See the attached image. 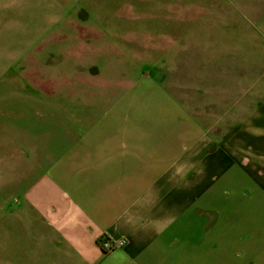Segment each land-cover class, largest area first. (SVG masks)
Returning a JSON list of instances; mask_svg holds the SVG:
<instances>
[{
  "label": "crops",
  "instance_id": "1",
  "mask_svg": "<svg viewBox=\"0 0 264 264\" xmlns=\"http://www.w3.org/2000/svg\"><path fill=\"white\" fill-rule=\"evenodd\" d=\"M208 1L200 8L202 88L236 97L234 112L249 98L240 128L228 139L197 131L182 148L177 128L193 118L160 65L152 67L77 134L45 138L44 151L40 141V158L55 162L31 180L26 224L42 233L48 254L72 264H264V211L229 237L224 218L191 194L194 184L208 190L209 174H228L248 207L264 210V0ZM102 235L127 244L103 254Z\"/></svg>",
  "mask_w": 264,
  "mask_h": 264
},
{
  "label": "rangeland",
  "instance_id": "2",
  "mask_svg": "<svg viewBox=\"0 0 264 264\" xmlns=\"http://www.w3.org/2000/svg\"><path fill=\"white\" fill-rule=\"evenodd\" d=\"M211 2L0 0V264H72L48 254L40 245L42 233L26 224L31 180L55 162L40 158V141L44 151L45 138L77 134L152 67L160 65L162 78L193 118L177 128L182 148L197 131L228 139L240 128L249 98L242 96L241 112H234L227 109L236 97L202 88L200 8ZM206 178L208 190L194 184L192 198L208 202L211 217L224 218L229 237L263 215L233 191L230 175ZM219 182L226 183L224 195ZM219 196L224 207L217 206ZM232 218L241 223L228 224Z\"/></svg>",
  "mask_w": 264,
  "mask_h": 264
},
{
  "label": "built area",
  "instance_id": "3",
  "mask_svg": "<svg viewBox=\"0 0 264 264\" xmlns=\"http://www.w3.org/2000/svg\"><path fill=\"white\" fill-rule=\"evenodd\" d=\"M127 244L125 239H115L108 235H102L98 240V247L103 254L123 248Z\"/></svg>",
  "mask_w": 264,
  "mask_h": 264
}]
</instances>
